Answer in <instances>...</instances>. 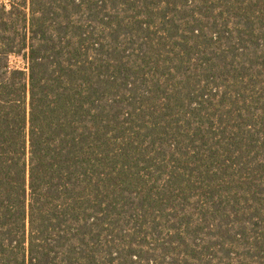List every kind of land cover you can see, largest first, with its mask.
<instances>
[{
    "label": "trees",
    "instance_id": "trees-1",
    "mask_svg": "<svg viewBox=\"0 0 264 264\" xmlns=\"http://www.w3.org/2000/svg\"><path fill=\"white\" fill-rule=\"evenodd\" d=\"M0 264H264V0H0Z\"/></svg>",
    "mask_w": 264,
    "mask_h": 264
},
{
    "label": "rangeland",
    "instance_id": "rangeland-1",
    "mask_svg": "<svg viewBox=\"0 0 264 264\" xmlns=\"http://www.w3.org/2000/svg\"><path fill=\"white\" fill-rule=\"evenodd\" d=\"M14 59V62L18 65H24V60L22 58H19V57H16V58H13Z\"/></svg>",
    "mask_w": 264,
    "mask_h": 264
}]
</instances>
